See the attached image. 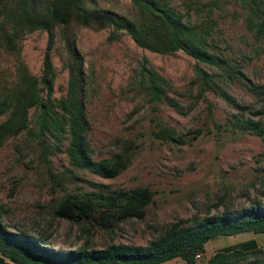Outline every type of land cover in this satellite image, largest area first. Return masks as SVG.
<instances>
[{"label":"rangeland","instance_id":"rangeland-1","mask_svg":"<svg viewBox=\"0 0 264 264\" xmlns=\"http://www.w3.org/2000/svg\"><path fill=\"white\" fill-rule=\"evenodd\" d=\"M178 11L189 0H168ZM191 0L190 18L202 23L214 19L211 35L223 52L236 56L246 74L264 81V45L254 47L244 25V9L238 0ZM89 6L112 8L128 16L135 14L130 0H92ZM108 29L81 27L76 46L83 57L86 77L85 103L90 121L92 154L103 156L117 150L120 139L132 138L138 146L127 167L114 177H102L86 170L68 171L62 152L51 156L52 167L65 176L67 191L91 188L101 182L110 187L145 185L153 190L152 200L142 217H127L110 230L89 220L75 223L54 216L52 198L62 191L52 189L37 158L36 142L26 132L7 136L0 144V204L9 228L38 234L42 241L57 249L73 248L83 242L100 247L111 241L146 243L169 222L184 221L194 215L239 209L254 199L264 201V141L247 130L231 126L227 117L235 112L210 90L196 95L193 78L194 59L176 50L158 53L142 48L125 33L107 39ZM47 34L33 30L20 38V58L29 72L39 75ZM255 42V41H254ZM63 46L55 38L50 57L55 72L51 97L64 94L67 68ZM154 68L170 81L169 96L183 105L177 111L163 100L153 102L137 84L141 65ZM201 65L207 67L205 64ZM12 61L0 54V76L9 77ZM238 101L258 106L260 102L235 81H223ZM209 102V105L207 104ZM30 109L28 126H33ZM2 116H0V119ZM159 125L174 127L184 141L162 140L150 134ZM253 238L264 249V232L244 231L219 234L204 243L197 264L217 248ZM157 264H186L179 256ZM238 264V263H232Z\"/></svg>","mask_w":264,"mask_h":264},{"label":"trees","instance_id":"trees-1","mask_svg":"<svg viewBox=\"0 0 264 264\" xmlns=\"http://www.w3.org/2000/svg\"><path fill=\"white\" fill-rule=\"evenodd\" d=\"M92 0H0V54L12 61L10 76H0V144L7 136L26 132L36 142L37 158L49 186L62 193L52 198L54 216L75 223L89 220L110 230L127 217H142L144 207L152 200L153 190L145 185L110 187L101 182L91 188L67 191L65 176L52 167L51 156L62 152L73 170L90 171L102 177H114L129 164L138 143L132 138L120 139L117 150L94 156L90 140V121L85 103L86 77L83 57L76 46L81 27L107 28V39L127 34L138 46L158 53L182 50L193 59L196 95L210 90L235 109L228 123L247 130L264 141V81L252 80L236 56L223 52L211 35L214 19L202 23L192 20L186 8L178 11L168 0H130L135 14L128 16L112 8L89 6ZM244 9V25L254 47L264 45V0H238ZM215 4V0L204 5ZM44 30L47 41L39 75L26 68L20 58V38L27 32ZM55 38L63 46V63L67 68L64 94L51 97L55 72L50 46ZM255 41V42H254ZM205 64L207 67L201 65ZM235 81L260 102L238 101L223 85ZM137 84L153 102L163 100L175 110L183 105L169 96L170 81L154 68L141 65ZM209 105V102H207ZM32 109L33 126H28ZM158 139L184 141L174 127L159 125L150 130ZM264 153V152H263ZM0 204V264H157L175 256L186 264H197L195 253L216 235L238 232H264V201L254 199L239 209L224 208L215 213L194 215L182 221L169 222L144 244L111 241L100 247L83 242L73 248L57 249L45 244L38 234L11 229L3 220ZM208 264H264V249L253 238L223 245L207 258Z\"/></svg>","mask_w":264,"mask_h":264},{"label":"built area","instance_id":"built-area-1","mask_svg":"<svg viewBox=\"0 0 264 264\" xmlns=\"http://www.w3.org/2000/svg\"><path fill=\"white\" fill-rule=\"evenodd\" d=\"M200 256V252H196L195 253V258L199 257Z\"/></svg>","mask_w":264,"mask_h":264}]
</instances>
